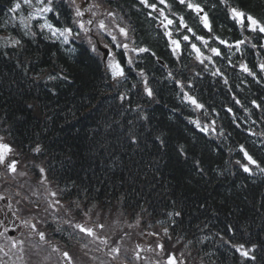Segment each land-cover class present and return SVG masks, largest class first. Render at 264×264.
Masks as SVG:
<instances>
[{
    "label": "trees",
    "instance_id": "16d2710c",
    "mask_svg": "<svg viewBox=\"0 0 264 264\" xmlns=\"http://www.w3.org/2000/svg\"><path fill=\"white\" fill-rule=\"evenodd\" d=\"M112 1L136 30L137 42L148 44L164 62L162 66L145 55L137 65L149 75L155 100L140 95V85L131 88L138 77L119 88L111 87L100 59L82 45L73 53L37 35L35 43L26 39L24 50L0 49V134L20 152L18 169L26 170L21 184H31L28 189L18 188L23 209L30 210L21 216L44 231L48 241H40L30 226L14 239L0 237V264H63L64 252L71 264H112L110 247L132 251L139 244L141 249L147 248L144 239L151 237L148 232L160 230L157 221L171 225L172 220L182 222L171 231L172 242H162L171 249L178 237H184L175 248L177 255L184 252L189 264H264V174L254 169L255 174L249 175L235 163L242 159L241 144L264 161V108L252 104L255 100L264 106V73L258 68L264 61V49L246 46L243 55H231L221 46L232 61L214 58L228 78L225 85L223 78L211 75V64L205 70L194 55L184 52L181 59L172 58L162 29L155 27L158 20L149 18L144 10L131 11L127 0L123 4L122 0ZM230 2L264 17V0ZM169 3L172 12L183 15L197 34H204L194 13L177 0ZM8 6L9 0H0V24ZM212 15L216 35L230 42L242 38L224 5ZM182 34L187 33L182 31L177 38ZM242 60L257 66L259 83L240 71ZM169 71L185 83V91L205 104L207 116L186 105L179 87L166 79ZM49 75L66 76L67 80H49ZM188 83L193 87L188 88ZM118 93H128L129 102L121 104ZM233 97L241 103L236 104ZM229 107L233 113L227 112ZM142 114L148 119H141ZM189 119L215 120L217 130L222 128L225 135H205ZM37 144L43 149L39 154L32 151ZM181 145L189 150L187 159L179 155ZM194 160L202 162L203 172ZM37 166L47 170L48 180L42 185ZM44 188L57 192L65 209L73 201L79 203V214L69 216L64 209L55 212L48 208ZM72 207L75 209L74 204ZM88 209L91 217L99 213V221L107 223L103 230L97 229L100 238L108 239L104 255L83 250L82 237L73 236V228L64 223L66 219L82 222ZM175 211L182 212V217L168 215ZM228 225L234 233L227 231ZM188 240L192 244L184 247ZM13 241L23 244L13 248ZM154 241V237L149 239L151 246ZM233 243L249 248L256 245L252 253L256 259L241 257L231 247ZM53 247L59 251L54 252Z\"/></svg>",
    "mask_w": 264,
    "mask_h": 264
},
{
    "label": "snow or ice",
    "instance_id": "6c2138e0",
    "mask_svg": "<svg viewBox=\"0 0 264 264\" xmlns=\"http://www.w3.org/2000/svg\"><path fill=\"white\" fill-rule=\"evenodd\" d=\"M177 3L195 14V18L198 20L199 26L204 30V34H197L187 23L183 15H177L172 12V5L169 3V0H138L140 6L149 10L147 16L152 20H158L159 27L162 29L163 36L166 38V46L170 49L171 55L176 57L177 60L181 59L185 50L190 49L189 54L194 55L195 60L203 65L205 70H208V65L211 64L214 69L211 71V75L223 78V83L227 85L229 83L228 78L219 67H216L214 60L217 57L225 58L229 60L230 64L232 63L231 57L225 54L223 48L228 49L231 55H235L236 53L243 55L246 46H250L253 50L257 48L264 49V17L255 16L244 8L234 6L230 0H203V2H197V0H177ZM220 5H224L227 9V17L233 22L234 27L239 28L242 38H236L234 42H230L215 34L212 13ZM102 8L103 4L100 0H9L7 13L10 14V17L4 24H0V31L6 30L9 23L17 31L15 34L8 33L7 35H0V49L24 50L26 47V39L27 42L35 43L37 35L43 41L53 46L59 45L65 47L71 45L66 50L73 53L76 51L77 44L86 43L88 45L86 51L95 54L104 64L105 76L110 79L111 87L119 88L121 84L138 77V82L133 83L131 88L136 89L140 85L139 94L146 96L149 100H155L156 91L151 85L149 75L143 68H139L137 65L139 63L138 58L145 55L155 58L157 63L160 62L161 58L148 44L143 41L137 42L135 36L136 30L130 23H123V17L119 16L115 10L103 8V11H101ZM182 31L188 34L179 35V38H177V35ZM244 32L251 33L252 35H243ZM213 44L216 46H213ZM3 55L5 57L9 56V52L4 51ZM255 67L257 66L253 65L250 67L249 63L243 60L239 62L240 71L253 77V79H257V72L254 70ZM258 68L260 73H264V61L259 63ZM58 78L67 80L66 76L58 77L56 75H49L48 77L49 80H56ZM166 79L172 81L179 87L182 93V99L187 105H190L193 110H202L205 116L208 115L205 104L201 103L196 96L185 91L186 85L183 81L177 79L171 71L168 72ZM257 82L259 83L260 81L257 79ZM187 87L191 88L193 85L188 83ZM116 98L121 104L129 102L128 93H118ZM233 99L236 104L241 103L235 97ZM252 104L256 108H264V106L258 104L255 100L252 101ZM245 111L248 110L245 109ZM227 112L233 113V109L229 107L227 108ZM141 119L147 120L148 117L142 114ZM189 123L193 124L205 135H216L219 137L225 135L222 128L219 131L217 130L215 120H211L208 123H201L200 119H189ZM157 139H160V137H157ZM132 142L136 143L137 141L133 139ZM160 143L161 145L165 144L163 140H160ZM238 150L242 155V159H237L235 163L244 173L254 175V169H258L260 173L264 174V161H259L254 158L243 144L239 145ZM32 151L39 154L43 149L37 144L32 148ZM192 152H195L194 146ZM19 155L20 152L10 143L6 142L4 137H0V168H3L5 173H17L18 165L21 163L18 158ZM179 155L187 159L189 150L181 145ZM193 163L200 172L204 171L201 161L194 160ZM37 167L39 173L43 176V179L40 181L43 184L48 180L47 175H45L47 170L42 166ZM19 175L23 176L26 173L20 172ZM49 195L55 199L48 201V208L53 209L55 212L64 209L65 214L69 216L79 214L81 208L79 203L73 201L72 204L75 205V209H73L72 204L65 209L61 200L56 198L59 195L57 192L49 191ZM3 199L5 197L0 196V200ZM8 207L11 208L12 205L9 204ZM48 208L45 209L46 212ZM91 211V209H88L84 212V215L90 216ZM168 215L182 217V212L175 211ZM179 222L172 220L171 225H165L163 221H157L161 226L160 230L147 233V235L155 238V247L149 248L148 251H152L158 257L162 258V260H157L156 264H189L188 257L185 256L184 252H180L177 255L175 248V245L181 243L184 237H178L172 243L171 249L167 248L166 244L162 242L164 240L172 242L171 231L175 230V226ZM23 223L25 226L31 227L33 232L39 236L40 241L48 242L46 233L38 230L36 224L31 223L29 220H25ZM64 223L70 225L80 233L91 237L93 240H99L102 245H108V239L100 238L96 231L97 228L101 230L105 228L103 223H96L89 226L87 221L84 223H73L72 219H66ZM139 224L140 219H137L136 225ZM128 226L133 227L131 224ZM149 227L154 228L155 225L149 224ZM59 230L58 228L57 231ZM227 231L234 233L231 225L227 226ZM18 243L22 245L23 241H13L12 247L15 248ZM225 243H230V241H225ZM190 244H192V240H188L187 244L183 246L187 247ZM231 247L246 260L256 259L255 255L252 254L255 251L256 245H252L249 248L244 243H233ZM136 249L135 257L139 260L140 250H142L141 246L138 244ZM52 250L54 252L59 251L56 247H53ZM21 251H23L22 248ZM4 254L8 255V253ZM119 254L120 247L118 245L109 248V255L113 259ZM63 256L71 264L69 254L64 252Z\"/></svg>",
    "mask_w": 264,
    "mask_h": 264
},
{
    "label": "rangeland",
    "instance_id": "374dc122",
    "mask_svg": "<svg viewBox=\"0 0 264 264\" xmlns=\"http://www.w3.org/2000/svg\"><path fill=\"white\" fill-rule=\"evenodd\" d=\"M9 17H10V14L8 15V18L5 19V20L3 21L2 24H4L5 21H8V20H9ZM13 30H17V29L13 28V27H12V24L9 23V25H8V27H7L6 30H4V31H0V35H7L8 33H12ZM12 34H14V33H12ZM84 45H86V46L88 47V45H87L86 43H85ZM69 46H70V45H69ZM82 239H83L84 244L87 245V246L89 247V246H90V241H91V240L88 239V238H86L84 235H82Z\"/></svg>",
    "mask_w": 264,
    "mask_h": 264
},
{
    "label": "flooded vegetation",
    "instance_id": "af4514ba",
    "mask_svg": "<svg viewBox=\"0 0 264 264\" xmlns=\"http://www.w3.org/2000/svg\"><path fill=\"white\" fill-rule=\"evenodd\" d=\"M122 2V4H123V0L121 1ZM123 13V12H122Z\"/></svg>",
    "mask_w": 264,
    "mask_h": 264
}]
</instances>
